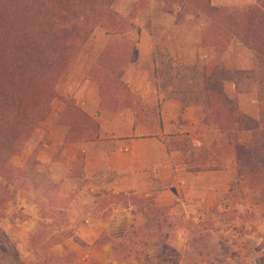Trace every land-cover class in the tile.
I'll list each match as a JSON object with an SVG mask.
<instances>
[{
  "label": "crops",
  "instance_id": "obj_1",
  "mask_svg": "<svg viewBox=\"0 0 264 264\" xmlns=\"http://www.w3.org/2000/svg\"><path fill=\"white\" fill-rule=\"evenodd\" d=\"M211 3L245 10L255 7L257 0ZM148 12L149 19L123 34L95 29L65 74L61 98L53 101L49 117L37 126V141L11 159L13 168L24 171L35 158L33 174L40 177L33 183L27 172L24 180L29 189L6 197V215L0 227L17 242L16 247L27 245L28 240L35 242L42 229L51 236L65 231L62 222L45 213V202L63 201L51 196L52 188L71 205L66 219L72 223L79 220L74 230L69 226L75 237L54 244L50 238L36 240L38 246L29 256L37 264H43L39 252L47 243L57 256L65 257L68 252L77 255L75 262L64 258L58 264H156L146 245L137 248L134 240L130 241L135 231L138 236L142 231L149 237L157 236L144 228L145 216L153 218L155 210H167L173 228L166 229L170 237L165 243L184 258L191 249L182 237L193 222L207 224L212 215L226 222L225 213L243 211L248 205L258 212L261 208L251 177L261 169L243 165L228 132L210 120L204 102H190L183 95L192 88L183 69L189 67L200 75L205 66H218L230 99L243 114L260 123L257 95L236 90L237 72L256 67L254 52L234 38L219 55L209 44L216 41L209 16L188 13L178 22L176 10L168 11L160 0H152ZM123 17L128 18L127 14ZM132 48L118 74L130 96L115 91L122 107L110 109L103 105L108 97H103L93 71L101 67L109 50L122 55ZM65 100H75L98 122L95 141L66 142L69 128L59 122L67 108ZM235 131L239 143L249 147L261 136L260 130H239L237 125ZM186 143L197 149L188 153ZM178 220L187 224L181 232L174 225ZM175 233L177 239L172 238ZM121 244L144 255L119 260Z\"/></svg>",
  "mask_w": 264,
  "mask_h": 264
},
{
  "label": "trees",
  "instance_id": "obj_2",
  "mask_svg": "<svg viewBox=\"0 0 264 264\" xmlns=\"http://www.w3.org/2000/svg\"><path fill=\"white\" fill-rule=\"evenodd\" d=\"M116 1L0 0V173L4 170L16 171L11 165L12 157L22 153L25 145L35 135L37 126L49 117L53 101L61 98L58 87L62 78L95 29L102 27L115 34L129 31L128 21L113 8ZM187 3L183 8L185 14L190 9L191 13H206L213 19L216 34V38H213L216 41L207 43L214 45L219 55L224 53L230 40L234 38L254 52L258 69L237 72L236 90L238 93L256 90L257 101L261 111L263 110L261 117L264 119V6L230 11L213 6L211 0H187ZM216 19H223L228 25L219 24L220 20ZM180 20L179 17L178 22ZM129 51L133 52L134 49ZM256 74L261 75L257 85L259 89H251L249 85L244 88L242 85L248 79L246 75ZM93 75L101 87L103 97H108L103 105L110 109L122 107L119 106L114 92L117 91L116 88L122 94L130 96L127 85L119 77L111 84L99 69L94 70ZM224 82L225 76L218 66H205L200 75L194 78L192 88L184 90L183 95L190 102H204L210 120L228 132L231 143L237 148L238 160L241 163L242 158L252 161L256 146L241 145L235 125L239 130H260L261 138H264V128L259 127L260 123L238 109L236 102L228 96ZM108 89L111 92L108 93ZM66 103L67 108L59 120L69 128L66 142L95 141L100 131L98 122L81 110L75 100ZM257 140V150H263V143L260 139ZM259 167L262 174L264 159ZM255 174L251 177L254 178ZM5 204L6 199L0 197V222L6 215ZM154 213L153 218L145 216L144 228L152 232V235L161 236L164 253L179 257L177 250L165 243L170 237L166 229L173 228L167 210H155ZM134 236L133 239L137 238L138 232L135 231ZM0 237L10 240L9 235L1 228ZM53 237L58 239L52 238V244L75 235L67 232ZM49 247L45 246L39 252L38 259L43 264H58L65 259L75 262V253L68 252L65 257H60L51 253ZM142 255L144 252L141 250H128L124 244L119 246V252L117 250L119 260Z\"/></svg>",
  "mask_w": 264,
  "mask_h": 264
},
{
  "label": "rangeland",
  "instance_id": "obj_3",
  "mask_svg": "<svg viewBox=\"0 0 264 264\" xmlns=\"http://www.w3.org/2000/svg\"><path fill=\"white\" fill-rule=\"evenodd\" d=\"M151 1L152 0H117L113 8L121 16L127 14V21L131 28L135 25H138L139 22H141L143 19H149L148 10L150 8ZM160 1L165 3V8L168 11L175 12L176 10L177 15L181 18V20L185 17L184 15L191 13L189 12L190 9H188V12L186 14L183 10V8H185L188 4L187 0L186 2H184L185 0ZM254 6H264V0H257V4ZM200 14L208 16L206 13ZM216 20H220L218 21L219 24H224L225 26L228 25L227 21H223V19ZM106 53L107 56H103V58L101 59V67L99 68V70L103 75H106L107 80L111 84H114L116 78H118L121 67L129 60V50L127 53L122 55L116 53L114 49H111ZM256 68L258 69L257 62L255 69ZM183 70L186 72L185 75L188 79L187 82L191 85V88L193 86L192 84L194 83V78L197 76V74L196 72H193L192 69H189V67ZM246 76H248V79L245 80L246 84H243L242 86L245 88L247 87L246 85H249L251 89H259L257 85H259V78L261 77V75L256 74L254 76ZM64 77L59 84L58 91H60L62 88ZM109 89L107 90L108 93L110 91ZM117 92L122 94L120 89H118ZM252 92L257 95L256 90L251 91V93ZM260 124V127L264 128L263 118L261 119ZM37 137L38 135L37 133H35L33 138L25 145V148L27 146H30L31 144L33 145V142L35 143V141H37ZM259 139L261 143H263V150H257V141L259 140L256 139L253 143V146H256V149L253 150V160L245 161L243 158L241 159L244 165H251L254 170L260 168V162L262 159H264V138L260 137ZM184 149L188 153H190L194 152L193 150L197 148L194 147L192 143H186L184 145ZM34 165L35 158L29 161L27 166L24 168V171L4 170L3 172H1L0 195H3L6 199V197L9 198L10 196H13V193L18 195L21 194L20 192H22L23 190L29 189L25 185V178H27L25 177V175L27 172L30 174V180L33 183L38 182L40 177L33 174V168L35 167ZM259 174L256 173L254 175L255 177L252 178L254 193L256 195L255 197L257 198L256 202L261 205L259 212L256 208H254V206L248 205L246 209H243V211H230L228 213H225L226 222H224L225 220L219 219V217L214 215L210 216V220L207 224H198L193 222V226L190 227L189 233L186 236L182 237L185 241L187 240V246L191 249L185 254L184 258H182L181 255H179V257H171L170 253H164V242L159 235L149 237L145 234V232L142 231L137 238L133 239V237L135 236L131 237L130 241L131 239H133L135 244H137V248L146 245L148 250L151 251L152 255L157 259L156 264H245L246 260H248V258H250L254 251L259 248L258 246L264 245V172L262 174ZM36 189L37 187L35 188V190ZM51 190V196H54L55 198L58 197L59 199L63 198V201H60V203L45 202L44 204L48 208L45 213H47L51 219L55 218V222H62V225L66 227L65 231L63 232L65 234L71 231V229L69 228V226L71 225H73L74 230L75 225L79 223V220H73L72 223L66 219V216L69 213L68 210L69 208H71V205L65 202L66 197H63L64 195L61 196V193H59L56 188H52ZM54 193H56V195ZM56 200L58 201L57 198ZM74 210L75 206H73V213ZM174 225L177 226L178 231L180 230L181 232L187 224H184L183 222L178 220L174 222ZM0 228L2 229V227ZM42 230L45 231L44 229ZM43 231L37 236L36 240L41 239L42 241H44L46 239L49 240V238L51 240L52 238H54L49 234H44ZM176 235L177 234L175 233L172 238L177 239L178 236ZM9 238L11 241H7L3 237H0V264H37L36 260L33 259L31 255L29 256V254H31V249H35V247L38 246V244L35 243L36 240L35 242L28 240L27 245L23 243V245L16 247L17 242L10 236ZM54 239L57 240L58 238ZM32 242L35 244V246L32 244ZM50 242H53V240ZM16 254L18 255V257Z\"/></svg>",
  "mask_w": 264,
  "mask_h": 264
},
{
  "label": "built area",
  "instance_id": "obj_4",
  "mask_svg": "<svg viewBox=\"0 0 264 264\" xmlns=\"http://www.w3.org/2000/svg\"><path fill=\"white\" fill-rule=\"evenodd\" d=\"M259 248L246 260L245 264H264V245Z\"/></svg>",
  "mask_w": 264,
  "mask_h": 264
}]
</instances>
